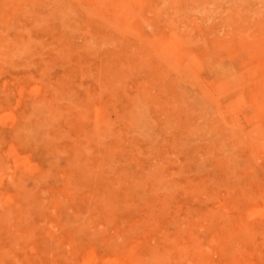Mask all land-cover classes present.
Here are the masks:
<instances>
[{
    "label": "rangeland",
    "instance_id": "1",
    "mask_svg": "<svg viewBox=\"0 0 264 264\" xmlns=\"http://www.w3.org/2000/svg\"><path fill=\"white\" fill-rule=\"evenodd\" d=\"M0 264H264V0H0Z\"/></svg>",
    "mask_w": 264,
    "mask_h": 264
}]
</instances>
